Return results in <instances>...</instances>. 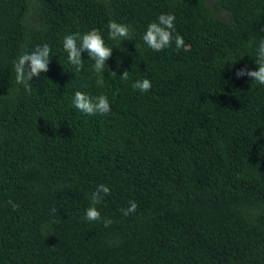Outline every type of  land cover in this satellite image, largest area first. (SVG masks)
I'll return each instance as SVG.
<instances>
[{
	"label": "trees",
	"instance_id": "obj_1",
	"mask_svg": "<svg viewBox=\"0 0 264 264\" xmlns=\"http://www.w3.org/2000/svg\"><path fill=\"white\" fill-rule=\"evenodd\" d=\"M162 13L184 48L143 41ZM112 20L131 40L109 39ZM93 28L113 48L99 83L63 48ZM261 40L264 0H0V264H264V85L236 77ZM44 43L49 71L17 84ZM76 91L111 112L79 111Z\"/></svg>",
	"mask_w": 264,
	"mask_h": 264
},
{
	"label": "clouds",
	"instance_id": "obj_2",
	"mask_svg": "<svg viewBox=\"0 0 264 264\" xmlns=\"http://www.w3.org/2000/svg\"><path fill=\"white\" fill-rule=\"evenodd\" d=\"M175 19V15L171 13L159 15L158 20L150 23L143 35L145 44L152 50L159 52L169 47L174 40L177 49L184 48L185 41L183 37L179 34L173 37ZM108 35L109 39L114 41L131 40L132 37L128 25L117 23L114 20L109 21ZM63 48L68 53L69 62L76 67L77 71L83 68L84 59L82 58V53L87 52L89 59L94 61L92 70L98 78V83L102 81V73L107 61L112 57L113 48L105 43L100 30L93 28L83 35L79 32L67 35L63 40ZM50 53L51 48L47 43L37 45L31 52H23L14 64L17 84L27 87L28 82L32 81L33 77L39 78L41 74L47 73L51 62ZM255 64L257 66L255 70H249L247 67L241 68L236 72V77L243 78L247 76L252 81L264 85V40H261L257 47ZM111 73L113 76H117L116 72L111 71ZM119 77L124 81H128V71H125ZM132 87L146 93L150 91L152 84L148 79L136 80ZM73 104L76 109L89 115L96 113L107 115L111 112V104L107 95L93 97L84 92L76 91ZM110 194L108 186L104 184L97 186L96 190L91 193V205L86 210V220L95 222L102 219L101 213L96 206L103 201L105 196ZM129 205L127 209H121L126 216L134 213L137 209L135 201H130ZM103 223L105 227H109L113 221L104 219Z\"/></svg>",
	"mask_w": 264,
	"mask_h": 264
}]
</instances>
